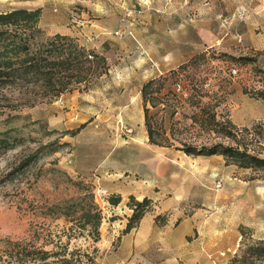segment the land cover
I'll return each instance as SVG.
<instances>
[{
    "label": "rangeland",
    "instance_id": "rangeland-1",
    "mask_svg": "<svg viewBox=\"0 0 264 264\" xmlns=\"http://www.w3.org/2000/svg\"><path fill=\"white\" fill-rule=\"evenodd\" d=\"M17 6L39 8L37 41L54 33L68 35L100 52L108 69L86 89L69 88L57 95L42 94L32 84L26 93L1 91L0 243L29 237L31 223L35 244L52 247L48 241L61 232L62 221L52 218L48 207L79 211L96 186L95 176L105 180L126 169L131 179H148L151 172L138 150L144 146L154 151L155 164L167 158L173 163L164 172L165 164L157 168L154 189L171 188L194 201L193 208L169 209L167 224L171 230L177 215L198 213L201 229L187 236H197L201 246L195 264H264L248 248L264 244V169L237 166L216 153L196 160L172 145L166 149L178 156L159 152L162 145L143 139L136 111L144 80L187 62L192 84L178 76L164 81L171 89L167 93H154L171 100L183 85L197 99L199 90H215L221 100L214 107L217 118L229 120L231 135L203 136L196 124H189L175 134L174 143L220 142L264 157V0H0V10ZM206 33L217 41L202 43L198 34ZM202 77L205 83L198 89ZM146 105L152 127L160 125L168 134V120L160 119L162 103ZM198 105L182 102L178 111H198ZM119 201L100 218L93 243L79 235L68 247L89 251L98 264H108L129 209L128 196L125 207ZM162 222L161 217L156 223ZM168 230L162 242L151 244L149 257L155 264L176 263ZM127 259L115 264H144L138 255Z\"/></svg>",
    "mask_w": 264,
    "mask_h": 264
},
{
    "label": "trees",
    "instance_id": "trees-1",
    "mask_svg": "<svg viewBox=\"0 0 264 264\" xmlns=\"http://www.w3.org/2000/svg\"><path fill=\"white\" fill-rule=\"evenodd\" d=\"M38 19V7L17 6L0 10V99L5 98L4 92H1L4 89L13 88L26 93L25 88L28 84L37 86L42 94L47 95H57L69 88L86 89L90 83L101 74L106 73L108 69L105 57L100 52L79 45L74 38L68 35L54 33L37 41ZM188 64L187 62L178 63L174 68H168L140 84L138 90L147 141L163 146L172 145L173 148L180 149L185 154L209 155L216 153L220 154L225 161L230 160L237 166L264 169L263 156L247 152L245 149H238L232 145H224L220 142L200 143L199 145L184 141L179 142V145L174 143L175 134H179L180 129L189 124H196L203 136L213 134L227 137L231 135L229 120L217 118L214 107L221 100L216 97L215 90L201 89L197 99H191L192 95L187 89H183V85L178 92H173L171 100L166 99L167 96L163 99L154 93L163 89L167 93L171 89L165 85L164 81L179 78L178 76H183L184 80L192 84L194 77H191L186 69ZM204 79L202 77L198 80V84H196L198 89L204 85ZM180 93L186 95L181 97ZM203 97L206 99L202 100ZM158 102L162 103L164 112L160 119H166L169 122L168 134L160 125L156 129L151 125L146 104L154 106ZM182 102H186L187 106L199 103L198 111L179 112L178 108L182 106ZM13 106H16V103H13ZM154 136L160 137L161 142H157ZM2 140L6 142V138ZM107 200L110 204L115 205L118 196L108 195ZM128 200L131 211L125 217V223L120 233L134 226L148 207L145 196L136 200L132 195H128ZM80 208L78 211L73 206L64 209L56 207V205L48 207L49 211L47 212L53 215L51 217L61 218L62 221L61 232L56 235L55 240L48 241L51 242L52 247L44 248L43 244L45 243L35 244L33 235L36 236V229L31 226V223L27 229L29 237L2 239L0 264H98L93 253L84 250L79 252L76 247H68L70 240L79 235L88 237L92 243L98 238L97 225L101 215L92 193L88 195L85 206ZM153 217L155 221H159L164 215L155 214ZM248 248L250 254L264 260V244H255ZM94 250L95 247L92 245L91 251Z\"/></svg>",
    "mask_w": 264,
    "mask_h": 264
},
{
    "label": "crops",
    "instance_id": "crops-1",
    "mask_svg": "<svg viewBox=\"0 0 264 264\" xmlns=\"http://www.w3.org/2000/svg\"><path fill=\"white\" fill-rule=\"evenodd\" d=\"M198 37L202 43L205 42L211 44L217 41L216 36L208 35L207 33L204 35L198 34ZM139 105L140 106L136 108V111L138 113V125L142 127V108L141 104ZM142 133V137L145 139L146 132L145 128L143 129V127ZM160 147L161 149L158 150L159 152L166 153L167 155L178 156V154L172 153V151L166 149L167 146L162 145ZM138 150H140L141 154H144L145 160L143 161V165L147 170H150V178H137L136 180L131 179V177L125 173L126 169H122V175L117 174L115 177H110L105 180L100 176H95V179H92L94 185H101V187H104L109 193V196H118V198H120L119 203H122L124 207L126 205L125 200L128 195L134 196L137 198L136 200H139L141 197L145 196L149 203V206L143 211L134 226L121 233L122 236L120 238L119 244L116 246L114 251L110 252L106 257L108 264H115L118 261H130L127 258L133 257L134 255H138L140 259L142 258L144 264L158 263L157 261H152L150 259L149 251L151 250L150 248L153 240H159L162 242L164 234L168 230L169 226L167 223L171 219L167 214L168 210L175 208L176 206H183L181 208H193L191 205L194 201L190 195H182L178 193V191H173L171 188L165 189V187L159 185L156 189H154V178L157 168L161 164H165L163 172L165 169L167 170L169 166L173 165L170 158L164 159L163 161L157 160L156 164L158 165H156L154 162L155 155L153 150L149 151L144 146H140ZM194 156L197 157L196 160H198L199 157H207L212 159L211 156L214 155L209 154ZM187 169L188 171L190 170L189 167H187ZM133 172L136 171L133 170ZM130 211V208H126L125 215H129ZM155 214L164 215V217H162V223H156L157 221H155L153 217ZM174 215H176V212L173 213V217ZM197 216L198 213L196 211L192 212V214H182L180 217L177 215V218L174 221L173 229L168 230L174 240L173 245L176 247L174 249L177 253V260L175 264H179L178 260L181 264H195V262H197L201 257L202 251L201 246L198 244L197 236L187 238L190 233H193V229H195V231H197L198 228L201 229V224L199 223V220H197ZM162 260L163 255L160 252L158 253V261L161 262Z\"/></svg>",
    "mask_w": 264,
    "mask_h": 264
},
{
    "label": "built area",
    "instance_id": "built-area-1",
    "mask_svg": "<svg viewBox=\"0 0 264 264\" xmlns=\"http://www.w3.org/2000/svg\"><path fill=\"white\" fill-rule=\"evenodd\" d=\"M114 34H117V30L113 31ZM129 33V31H128ZM230 71L233 73L235 71L234 68H230ZM108 192L104 187H101L99 185H96L93 187L92 190V197L94 202L96 203V206L99 210V213L101 215V219H103V216L106 215V210H109L108 208H111V206H114L110 204L107 200Z\"/></svg>",
    "mask_w": 264,
    "mask_h": 264
}]
</instances>
